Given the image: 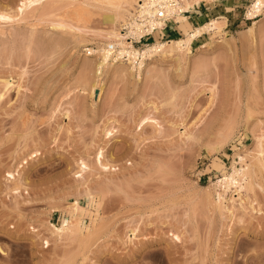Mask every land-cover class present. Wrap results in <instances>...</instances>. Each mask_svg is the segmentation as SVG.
I'll return each mask as SVG.
<instances>
[{
  "label": "rangeland",
  "instance_id": "obj_1",
  "mask_svg": "<svg viewBox=\"0 0 264 264\" xmlns=\"http://www.w3.org/2000/svg\"><path fill=\"white\" fill-rule=\"evenodd\" d=\"M19 1L0 0V10L22 18L0 22V79L20 85L0 99V264H264V169L254 168L264 130V8L247 16L252 0H206L182 22L130 38L141 47L211 19L223 24L182 57L147 58L140 76L102 71L95 101L81 65L101 37L53 28L46 2L17 13ZM88 25L107 26L101 14ZM227 122L236 126L225 139ZM238 153L252 157L254 173L230 215L229 195L215 184L240 165ZM75 202L82 229L54 237L50 223L68 219Z\"/></svg>",
  "mask_w": 264,
  "mask_h": 264
},
{
  "label": "bare ground",
  "instance_id": "obj_2",
  "mask_svg": "<svg viewBox=\"0 0 264 264\" xmlns=\"http://www.w3.org/2000/svg\"><path fill=\"white\" fill-rule=\"evenodd\" d=\"M98 5H94L91 3H87L84 0L76 1V0H20L17 3L16 10L17 13L22 14L29 6L39 2L44 3L43 5L45 10L43 9V15H53L55 20L50 19L51 16L46 19L43 16H39L42 19L51 21L52 27L59 28L61 30L66 29L74 32L77 35H84L88 33H92L96 36H100L101 38L98 40L96 48H91L88 51H92L94 58L86 59L84 63L81 65L83 68V82L84 86H89V95L93 97V99L99 100L101 98L102 92L104 88V84L101 81L102 77L100 74L102 71L107 72L109 68H113V73H119L123 71L137 70L138 76H140L142 68L145 64V60L147 58L159 56V57H167L176 54L177 56H184L189 53V45L193 41L195 37L200 36L203 31L206 30H215L216 32L221 31L222 23L218 19H211L209 22H204L199 25H196L192 30L185 33L184 36L177 39H168V40H153L148 43H144L141 47H135L130 38H133L137 41H140L142 37L152 34L155 30H159L163 25H165L170 19L174 22H182L195 7L200 6L206 0H95ZM93 6V7H92ZM262 8H264V0H252L250 4L247 5L245 13L247 16H255L257 15ZM102 16V22L107 26L105 28H94L88 25L89 18L94 15ZM0 19L1 21L6 20H20L22 18H13L12 14L9 12L0 10ZM39 18V17H37ZM36 18V19H37ZM40 18V20H42ZM219 18V16L217 17ZM221 18V17H220ZM39 20V19H37ZM44 20V21H45ZM47 22V21H46ZM34 23V22H33ZM50 23V22H49ZM253 22L248 27L247 31L251 34L253 33ZM222 24V25H221ZM256 24V23H255ZM35 30V29H34ZM161 30V29H160ZM246 31V30H245ZM247 32V33H248ZM32 33V32H31ZM33 35V34H32ZM226 40V39H225ZM60 43V42H58ZM61 44V43H60ZM57 45V44H56ZM161 58V59H162ZM127 62V66L125 63ZM83 85V84H82ZM19 83L10 79H0V99L9 92L12 88H15L18 92ZM83 86V87H84ZM85 89V88H84ZM83 89V90H84ZM86 90V89H85ZM216 118V117H215ZM216 119H219L216 118ZM215 119V120H216ZM154 122L153 118L145 117L142 120V123L145 122ZM220 121V120H219ZM222 121V120H221ZM220 121V123H221ZM217 123V121H216ZM222 124V123H221ZM228 128L225 127L223 129H219L221 132H225L222 136L227 137V139L231 133L234 132L235 126L233 125ZM211 125V123H210ZM219 125V122H218ZM211 127V126H210ZM215 127V128H216ZM222 128V126H221ZM216 129V131L218 130ZM211 130V129H210ZM218 130V131H219ZM263 130V129H262ZM261 130V131H262ZM111 130L108 129L109 133ZM220 132V134H221ZM261 133V132H260ZM218 134V136L220 135ZM255 137V136H254ZM256 140V160L257 163L254 164L258 168L256 169H264V130L260 135H257ZM223 139V140H225ZM222 140V138H220ZM219 144V143H218ZM214 149V148H213ZM35 156L34 153H32ZM251 154H249L250 156ZM103 151L99 150L97 153V163L103 169H106L107 162L104 163L102 160ZM239 157V166L236 167L234 164L231 166V171H222L220 174V178L216 180V184L218 185L223 192V194L227 193L229 200V205L224 204V208L231 215L233 213V208L239 204L243 207L244 194L243 191H248V188L251 184L250 181L252 178V166L250 164V160L248 157V153H244ZM248 158V160H247ZM254 163V162H252ZM109 165V164H108ZM252 165V166H251ZM87 167L85 161H81V169ZM256 171V170H255ZM252 173V174H251ZM252 175V176H251ZM7 177L9 180L16 183L17 178L14 172H8ZM16 181V182H15ZM19 181V180H18ZM20 182V181H19ZM24 182V181H23ZM22 183V180H21ZM15 185V184H14ZM19 185V184H17ZM252 185V184H251ZM20 186V185H19ZM18 186H13L12 189L17 191ZM251 188V187H250ZM220 197V194H216ZM218 197V200H219ZM223 198V196H221ZM220 204V202H218ZM235 204V205H234ZM221 206V205H219ZM70 217L68 219H61L58 223H50L51 234L54 237H61L65 234H72L78 232L82 229L81 224L79 223L78 211H82L79 207L78 203H72L67 209ZM134 231V229H133ZM132 231V232H133ZM173 239L178 240L179 234L171 233ZM134 236V235H133ZM35 237V236H34ZM44 243L48 245V241L45 240ZM68 264H81L76 260H72Z\"/></svg>",
  "mask_w": 264,
  "mask_h": 264
},
{
  "label": "snow or ice",
  "instance_id": "obj_3",
  "mask_svg": "<svg viewBox=\"0 0 264 264\" xmlns=\"http://www.w3.org/2000/svg\"><path fill=\"white\" fill-rule=\"evenodd\" d=\"M0 19H3V17H0Z\"/></svg>",
  "mask_w": 264,
  "mask_h": 264
}]
</instances>
